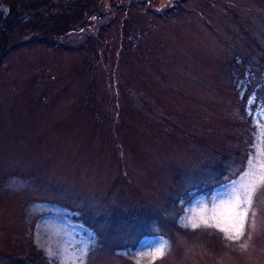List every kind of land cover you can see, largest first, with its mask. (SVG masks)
<instances>
[{"label":"rangeland","instance_id":"obj_1","mask_svg":"<svg viewBox=\"0 0 264 264\" xmlns=\"http://www.w3.org/2000/svg\"><path fill=\"white\" fill-rule=\"evenodd\" d=\"M106 1L2 58L0 264H264V0Z\"/></svg>","mask_w":264,"mask_h":264},{"label":"trees","instance_id":"obj_2","mask_svg":"<svg viewBox=\"0 0 264 264\" xmlns=\"http://www.w3.org/2000/svg\"><path fill=\"white\" fill-rule=\"evenodd\" d=\"M146 2L149 6L152 0ZM106 3V0H0V21L7 12L9 14L0 24V63L9 50L21 45L27 37L49 30L60 21L65 23L59 28L61 33L72 26L87 30L92 22L87 20L98 13L93 8ZM27 250L23 263L46 264L47 259L41 253L30 255V247Z\"/></svg>","mask_w":264,"mask_h":264},{"label":"bare ground","instance_id":"obj_3","mask_svg":"<svg viewBox=\"0 0 264 264\" xmlns=\"http://www.w3.org/2000/svg\"><path fill=\"white\" fill-rule=\"evenodd\" d=\"M234 196L235 192L231 189L222 190L221 193L216 194V197H214V204L212 207L208 208L207 204H200L197 205L198 202H196L194 205H196L192 209V213L190 215V218L188 219L191 224H198L204 219H211L213 222L221 224L226 227V229L231 228L233 226V223L236 221H239V217L236 216L231 211V206L234 203ZM53 216V215H51ZM60 217V216H58ZM58 227H51L52 231L56 235H61L59 229H62L61 222H58ZM73 227H68L67 230H71L70 233L66 236L68 239H71L72 234L74 233ZM229 230V229H228ZM60 231V232H59ZM62 237V235H61ZM25 251L27 250V247L24 246Z\"/></svg>","mask_w":264,"mask_h":264},{"label":"snow or ice","instance_id":"obj_4","mask_svg":"<svg viewBox=\"0 0 264 264\" xmlns=\"http://www.w3.org/2000/svg\"><path fill=\"white\" fill-rule=\"evenodd\" d=\"M262 179H264V177H262ZM251 202V190H249L246 194V199L245 200H241L240 199V195H235L234 197V203L232 204L231 206V211L239 217V219L242 221L243 220V217L244 215L247 214V211L246 209L244 210H240V205L243 204V203H250ZM240 210V211H238ZM205 223H207V221H205ZM196 225L194 224L193 227H195ZM161 255L163 254V252L161 251L160 253Z\"/></svg>","mask_w":264,"mask_h":264},{"label":"water","instance_id":"obj_5","mask_svg":"<svg viewBox=\"0 0 264 264\" xmlns=\"http://www.w3.org/2000/svg\"><path fill=\"white\" fill-rule=\"evenodd\" d=\"M1 9V8H0ZM8 12L5 14V16H3V19L0 21V24L4 23L5 20L7 19V16H8Z\"/></svg>","mask_w":264,"mask_h":264}]
</instances>
